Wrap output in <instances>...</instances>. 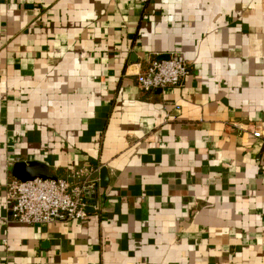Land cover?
Returning <instances> with one entry per match:
<instances>
[{"label": "crops", "instance_id": "crops-1", "mask_svg": "<svg viewBox=\"0 0 264 264\" xmlns=\"http://www.w3.org/2000/svg\"><path fill=\"white\" fill-rule=\"evenodd\" d=\"M28 162L94 171L89 217L13 222ZM0 264H264V0H0Z\"/></svg>", "mask_w": 264, "mask_h": 264}, {"label": "built area", "instance_id": "built-area-1", "mask_svg": "<svg viewBox=\"0 0 264 264\" xmlns=\"http://www.w3.org/2000/svg\"><path fill=\"white\" fill-rule=\"evenodd\" d=\"M137 81L143 91H166L183 85L189 64L183 53H171L168 58L149 57L137 64ZM262 134L255 132L254 137ZM94 171L73 167L66 178H36L7 185L3 208L13 222L23 225L51 224L89 217L86 198L95 194L97 180Z\"/></svg>", "mask_w": 264, "mask_h": 264}, {"label": "water", "instance_id": "water-1", "mask_svg": "<svg viewBox=\"0 0 264 264\" xmlns=\"http://www.w3.org/2000/svg\"><path fill=\"white\" fill-rule=\"evenodd\" d=\"M13 176L22 182L34 180L36 178L42 179H56L51 173L50 167L39 162L17 163L14 165ZM101 185L105 186L108 182V172L106 168L101 170Z\"/></svg>", "mask_w": 264, "mask_h": 264}]
</instances>
